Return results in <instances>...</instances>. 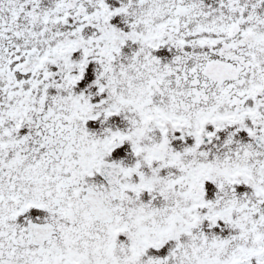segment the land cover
<instances>
[{
    "label": "snow or ice",
    "instance_id": "snow-or-ice-1",
    "mask_svg": "<svg viewBox=\"0 0 264 264\" xmlns=\"http://www.w3.org/2000/svg\"><path fill=\"white\" fill-rule=\"evenodd\" d=\"M0 264H264V0H0Z\"/></svg>",
    "mask_w": 264,
    "mask_h": 264
}]
</instances>
